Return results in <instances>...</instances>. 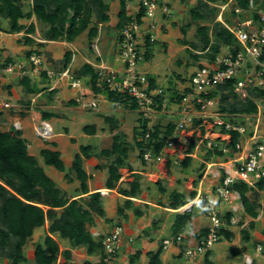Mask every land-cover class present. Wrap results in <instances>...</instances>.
<instances>
[{"label":"crops","instance_id":"obj_1","mask_svg":"<svg viewBox=\"0 0 264 264\" xmlns=\"http://www.w3.org/2000/svg\"><path fill=\"white\" fill-rule=\"evenodd\" d=\"M234 1L235 0H230L229 3L231 4ZM225 6L228 8L229 4ZM132 7L127 1L128 14L133 18L140 13V0L137 5ZM162 7L163 5L160 6V9L164 11ZM132 10L136 11L133 12ZM226 10L219 14V19H217L219 22L233 26L237 21L244 20V15L239 17L235 15L229 16L228 14H225ZM163 14L165 13L162 12V15ZM31 23H34L36 26V33L32 35L27 34V28H25L23 32L16 34L4 32V29H1L2 31H0V68L4 67L9 62L14 64H25L29 61V58L32 55L40 56L43 62L40 73L34 69L35 71L31 70L30 75L26 77L30 81V89L33 91L32 94L27 93V89L22 84L23 79L19 80L18 77L12 78L0 72V129L6 132H9L11 129H16L17 131L22 132V137L27 142L30 155L35 157L39 164V156L42 150L50 149L61 153L66 166V172H59L60 175H56L57 178L55 180L50 176L49 177L56 183L59 189L67 194V197L70 200H76L81 197L86 198L89 194L100 192L102 195V205L105 215L104 217L95 215V224L89 227V231L93 235V238L96 241H99L116 227L123 228L124 235L122 248L113 264H130L129 259L131 255L138 251H140L142 255L137 264H150L148 253H157L160 249H162L160 256L162 264H183L182 253L184 250L189 246L194 247L197 242L204 237L203 234L207 232L209 222L204 215L203 209L200 213L196 212L195 206L196 204H200L196 200V197L200 190L203 193L211 192L218 183L220 173L216 166L221 161V157L213 156L212 161L207 163L198 157V153L196 152L198 146L190 155H188L187 153L189 149L182 151L181 141L179 136L175 133L173 138L167 141L173 143L172 147H168L167 145L159 155L147 152L151 155L150 160H141L139 155L137 158H130L131 148L129 147V155L124 166L120 168L121 180L115 190H109L106 188V182L108 179V167L112 162H110V159L98 155L100 153H96L94 147L91 146V158L84 160V170L89 176L88 187L90 193L88 195H82L79 191L80 182L77 180L75 172L71 170L75 156L71 157V153H69L67 154L68 161L64 160V151L68 152V150H66L68 147L64 146L66 144L61 141V138H63V132L69 134L68 128H64L61 133L62 130L60 131V128L57 127L60 120L57 119L58 115L54 112V110L58 109V106L56 105L58 99L64 97V100L68 99V103H71L73 102L71 99L75 95L74 91L70 88L68 81L66 79H61V76L69 72L75 80L84 84L86 91L89 92V89L92 88L90 85L91 78L89 76L78 77L82 64L84 66H91L97 73L99 68H108L110 70L117 69L118 71L123 70L122 61L119 60L121 31L118 30L117 34L118 60L121 62V65L118 68H113L112 65L117 63V59L115 60L116 62L111 61V59L109 60V58L104 61L102 57L103 54L99 50V48L108 49L109 47V36H107V31L103 33L102 30L114 25L111 19L109 23L100 24L98 26L97 38L88 40L91 44L90 48L92 50L90 54L87 52L84 54L81 50L84 47V39L79 41V38L82 35L72 43L48 41L45 36L42 37L40 34L38 30V22L35 17L29 21V25ZM22 24L26 27L28 25V23L24 21ZM42 28H45L44 30L46 32L47 28L45 26H42ZM165 29L167 30L166 27ZM159 33L161 34L160 29ZM163 35L161 39H164ZM165 36L166 35H164V37ZM26 37H29L32 42H28ZM163 43L164 45H167L165 41H163ZM155 45L152 46L150 60L152 58L154 59L153 49ZM59 46L63 48L62 51L64 53V58L62 55H58ZM28 53L31 54L28 55ZM68 53L71 54V57L70 62L66 63L65 56ZM92 53L95 55L94 57L91 56ZM156 68L157 66L153 67V69ZM149 77L151 80L155 81L154 88H160L156 78L151 75H149ZM188 90L190 89L188 88L186 90L187 94L190 93ZM5 93H7V95ZM185 95H183V99ZM94 96L102 97L103 93L100 95L94 93ZM182 101H178V104H176L178 111L176 110L177 108L172 110L165 102L164 108L159 111V113L166 114L167 119H170L175 115L182 119L184 106H188L189 113L194 115L197 113L200 114L199 108L196 104H192L191 108H189V104L187 103L183 106ZM5 104H10L11 108H5ZM103 104H105V101ZM114 105L115 104H113V106ZM8 109L13 110L6 114L4 110ZM101 111L111 112L108 105H104V108L101 109ZM116 111L126 112L130 110L119 109ZM153 113L157 114L158 112L155 110ZM43 114L48 115L47 120H44ZM117 120L119 121L120 130V127L124 124V119L122 120L121 117ZM207 125L210 127L211 123L203 121V123L199 125L201 127V136L203 135L202 129L207 128ZM99 131L100 129L96 127V134L88 136H93L97 139L100 137ZM216 131L220 132L218 129H216ZM207 132L208 130H206V133ZM77 154H81V152ZM186 157L192 158L188 167L183 166V161ZM193 174H195L194 177H192ZM67 175L72 179L71 181L66 179ZM200 177L202 178L199 179ZM135 182H137L139 186V190L137 191L138 194L135 197H127L118 192V188L128 192L131 191V186ZM190 183L191 187L189 186ZM195 183H197V186H195ZM191 188H193L194 191L189 193V189ZM70 190L74 191V194L69 192ZM254 191H257L258 195L254 194L255 192H251L248 196L252 201L256 200L257 206L260 207L259 216L256 220L246 214L244 206L240 200V194L236 190L233 193L231 204L223 209L224 216L230 217L227 231L234 234V229L241 230V241L243 240L242 245L237 247L233 245V239L236 238L234 234L235 238L233 237L230 241L232 244H229V248L230 252L244 261L242 264H256V262L261 261L259 253L264 257L263 196L260 195L262 193H260L261 191H259V189H255ZM174 192L182 195L181 201H187V204L179 210H174L171 207V195ZM192 192H196L197 194L195 200L190 202V194ZM136 210L140 211L141 215H137L135 213ZM58 212L60 213L61 210H58ZM187 213L191 214L192 218L188 222L185 231L175 234L174 226L177 222L178 215ZM231 221H234V223H231ZM250 223H254L253 229L249 228ZM49 227L50 222H47L44 227L35 229L32 238L24 248L25 255L28 258L26 264L34 263L33 257L35 249L38 245L44 243L45 238L48 235L56 240L61 251H71L72 264H84L85 262L96 264L101 260L102 253L88 255L86 246L78 248L72 247L71 242L68 239H63L60 234H50ZM245 232L250 235L248 241L243 239ZM170 234L172 235L171 240L168 237ZM179 235H184L187 238V244L183 247L173 244L171 245L172 248L170 250H164V241H173ZM223 237L226 239L225 235ZM258 247H261V250H258ZM223 258L222 253H219L213 248L205 256H201L189 264H226L223 263ZM62 261L61 258L59 262ZM0 264H9V262L8 260L0 258Z\"/></svg>","mask_w":264,"mask_h":264},{"label":"trees","instance_id":"obj_2","mask_svg":"<svg viewBox=\"0 0 264 264\" xmlns=\"http://www.w3.org/2000/svg\"><path fill=\"white\" fill-rule=\"evenodd\" d=\"M182 1L186 2V0ZM235 1L237 7L244 10L249 9L250 0ZM254 1L257 5L258 1ZM217 2L218 0H205L201 3V6L199 5V8L193 9L191 11L193 21H206L210 17L217 16L216 7H212V4L215 5ZM261 5L264 6V0ZM120 7L121 12L118 15L117 29L121 31L132 19L128 14L126 0H121ZM109 11L110 6L104 0H33L32 10L28 12L24 10V0H0V18L9 21L10 33H21L27 28V34H35L36 26L34 23H31L28 27L22 24V21H31L35 17L39 24L47 28L45 32L46 40L55 42L72 43L87 31L90 40L97 38L98 26L110 22ZM143 15V11L138 15L137 19L140 22ZM212 30L216 37L215 42L211 41L209 27H201L198 31L202 38V52L205 53L206 60H214L223 48L236 46L234 36L222 23L215 20ZM0 31L2 30L0 29ZM182 32L184 35L186 34V30L183 29ZM26 38L28 42H32L29 37ZM156 42L147 39L145 45L146 61L150 60L152 46ZM209 51L211 53H208ZM30 54L28 53V55ZM70 57L71 54L69 53L65 56L66 63L70 62ZM85 76L91 78L90 84L96 95L107 92L108 100L113 104L122 105L130 111L140 109L138 104L128 97L109 92L106 87H99L98 73L89 65H85L78 75V77ZM22 79V84L27 89V93L32 94L29 79L26 77ZM154 82V80H151L150 88H154ZM250 94L264 99L263 90H252ZM214 96L221 97L220 112L228 117L232 123L236 122L235 117L256 116L259 113V106L254 99H243L234 92L232 83L220 86L210 98ZM182 99L183 96L179 95V101H182ZM70 105L77 106L75 102H71ZM163 105L164 98L158 97L154 108L161 111ZM198 108L200 110V106ZM47 116V114H43L44 120L48 119ZM142 118V140L138 139L139 136L135 137V140L140 151L139 158L144 160V155L147 152L159 155L164 150L167 141L175 135L178 125L170 123L166 132L161 131L159 126L152 131L149 127L150 121L147 118L144 119L143 115ZM104 120L110 125L112 134L119 130L117 119L104 117ZM195 120L196 126L201 125L200 120ZM136 131L137 129H135V133ZM84 132L87 135H95L96 126H87L84 128ZM147 134H149L148 139H146ZM202 134L203 136L206 134L204 128ZM238 136L237 133H233V145ZM123 137L118 133L114 135L112 148L103 150L100 153V156L106 159H114L108 167L106 188L109 190L117 188L121 180L120 168L124 166L129 155L130 148ZM196 146L197 144H192L187 154L190 155ZM91 150V146H82L81 154L75 155L71 168L80 182L79 191L82 195L90 193L88 187L89 176L84 170V160L91 158ZM213 152L221 158L224 156L223 152L218 149ZM209 154L211 153L209 152ZM40 156L45 165L55 168L60 173L66 172V166L60 152L44 149L41 151ZM191 161V157H186L183 166L188 167ZM66 179L68 181L72 180L68 175ZM195 186H197V183H195ZM234 189L240 194V200L246 214L256 220L259 216L260 207L257 206L256 200L252 201L248 196L251 192H255V189L245 184H238ZM258 189L264 191L263 182L258 184ZM138 190L137 182L133 183L129 192L118 188V192L127 197H135ZM196 194V192L190 194V202L195 200ZM171 198V207L174 210H179L187 204V201H181L182 195L180 193H172ZM58 210H61V212L59 213ZM135 213L141 215L138 210ZM95 215L99 217L105 215L100 192L89 194L86 198L81 197L70 200L67 194L59 189L56 183L46 174L38 160L30 155L27 142L22 137V132L16 129H11L9 132L0 129V258L8 260L9 264H26L28 258L25 255L24 248L32 238L35 229L44 227L47 222H50L49 233L60 234L63 239H68L71 242L72 247L86 246L88 255L103 254L101 240L96 241L89 231V227L95 224ZM191 218V214L188 213L178 215L174 226L175 234L185 231ZM227 222H230V217H227ZM249 228L253 229L254 223H250ZM207 232L203 235L205 236ZM221 234L222 236L225 235L229 242L234 237L233 233L226 230H223ZM249 237L250 235L245 232L243 239L248 241ZM161 253L162 249L157 253H148L150 264H162ZM141 255L140 251L136 252L131 257L130 264H137ZM61 258L63 261L59 262ZM33 259V264H72V253L67 250L61 251L56 240L48 235L44 243L36 247ZM84 264L91 263L85 262Z\"/></svg>","mask_w":264,"mask_h":264},{"label":"built area","instance_id":"obj_3","mask_svg":"<svg viewBox=\"0 0 264 264\" xmlns=\"http://www.w3.org/2000/svg\"><path fill=\"white\" fill-rule=\"evenodd\" d=\"M168 3L167 0H140V9L144 12L141 22L137 19L138 14L121 30L119 55L123 70L98 69L99 87H106L109 92L126 96L136 102L140 107L139 112L146 118L155 111L156 99L161 97L164 91L160 88H150V77L147 73L140 72L138 68L146 61L145 41L147 39L151 42L156 40V18L160 6L163 5V12L168 14ZM249 5V10L240 7L234 10L235 16L244 15V20L237 21L233 26L223 23L234 36L236 46L223 48L214 60H207L206 63L201 64L189 80L191 92L185 95L182 101L183 106L188 103L189 108L192 104L200 106V114L197 113V117L206 121L213 120L212 129H208L204 137L212 152L218 149L224 154L217 164L220 168L218 183L211 192L203 193L200 190L196 197L209 221V226L207 234L194 247L189 246L182 253V260L185 264L205 256L221 241L223 237L221 232L227 231L228 226L227 216H224L223 209L231 204L235 192L234 187L238 184H245L258 189V184L264 183V131L261 129L259 118L250 129L244 124L245 121H250L251 117H235L234 120L237 123H232L223 118L226 116L207 115L209 108L216 104V99L219 97L210 98V96L217 92L220 86L232 83L234 92L243 99H252L250 95L252 90L264 91V7L258 8L254 0H250ZM226 9L227 6H224L222 13ZM42 65L41 57L32 55L27 63H10L0 68V72L8 76L17 74L25 78L30 75L31 70L35 69L40 73ZM61 79L68 81L75 93L72 101L78 107L98 111V97L90 98L80 81L75 80L69 72L63 74ZM4 107L11 108V105L5 104ZM260 111L259 107V114ZM196 115L189 113L188 106H184L177 130L185 131L190 124L194 123L193 118H196ZM238 118L243 120L239 122ZM216 129L220 132L216 133ZM233 133L239 135L234 145ZM212 136L214 138H211ZM148 138L149 134L146 135V139ZM167 143L168 147L173 146L172 142ZM144 159L150 160L151 155L146 153ZM123 235V228L116 227L102 237L103 254L96 264H113L122 248ZM173 244L183 247L187 244V238L179 235L173 241H164V250ZM258 250H261V247H258Z\"/></svg>","mask_w":264,"mask_h":264},{"label":"rangeland","instance_id":"obj_4","mask_svg":"<svg viewBox=\"0 0 264 264\" xmlns=\"http://www.w3.org/2000/svg\"><path fill=\"white\" fill-rule=\"evenodd\" d=\"M128 1V4L132 6L137 5L139 0H126ZM169 1L168 5V14L162 15V10L160 9L158 11V15L156 18V37H157V44L155 45L153 49L154 53V59L152 58L150 61H145L143 64H141L138 68L140 72L148 73L152 77L156 78L158 81L157 83L160 86V89L162 88L164 103L168 104L170 108L173 110L176 107L177 102L179 101V95L183 96L187 94V89L189 88V80L193 73L197 71L201 64H204L207 62L205 59V53L202 52L203 50V44L201 42L202 38L199 34V29L201 27H209L210 33L209 36L211 38L212 42L216 41V37L213 33V26L214 21H218L219 14L222 12V7L229 4V7L226 10L225 14H228L229 16H234V10L237 7L235 4V1L233 3H229L230 0H218V2L213 5L212 7H216L217 9V16L210 17L209 20L206 21H193L191 16V11L193 9L199 8V5L201 6V3L205 0H186V2H183L182 0H167ZM258 8H263L262 1L263 0H257ZM107 4L110 6L109 16L114 23V25H111V27H106L102 30L103 33L107 31V36H109L108 41V49L99 48L100 52L103 54V60L106 61L107 58L111 61L117 63L112 65L113 68H118L121 65V59L118 60V52H117V23L118 21V15L121 12L120 2L121 0H105ZM32 4L33 0H24V10L26 12L32 10ZM133 8V7H132ZM128 10V9H127ZM135 12L134 10H132ZM171 15V16H170ZM23 22V21H22ZM28 23L27 27L29 26V21H24ZM221 23V22H220ZM164 24V25H163ZM164 27H163V26ZM162 26V27H161ZM0 29H4V32L10 33V25L9 21L5 20L3 18H0ZM167 28V30L165 29ZM146 28V27H145ZM45 29V28H44ZM42 28V25L38 23V30L40 34L45 36V30ZM159 29L161 34L159 33ZM186 30V34L184 35L182 30ZM109 30V31H108ZM14 34V33H11ZM144 34L143 32L141 33ZM166 35L164 37V35ZM163 35L164 39H161ZM46 37V36H45ZM84 39V47L81 49L82 52L85 54L86 52L88 54L91 53L90 43H89V36L88 31L83 33L82 36L79 38V41ZM163 41L167 43V45H164ZM187 46V47H186ZM196 46V48H195ZM60 47V46H59ZM95 49V48H94ZM63 48H58V55H62L64 58ZM96 50V49H95ZM208 53H211L209 51ZM91 56H95L93 53ZM120 56V55H119ZM199 57V58H197ZM202 57V58H200ZM80 66V65H79ZM157 66L156 69H153V67ZM84 67V65H81V69ZM114 71H117V69H112ZM12 78L18 77L19 80H22V77L14 74L10 75ZM171 82V83H170ZM82 84V83H81ZM83 85V88L85 89V85ZM91 85V84H90ZM188 86V87H187ZM92 87V86H91ZM173 87V88H171ZM90 93L86 91L90 98L94 96V91L92 88L89 89ZM7 95V93H5ZM251 95V94H250ZM107 92L103 93L102 97H98V105L99 109L98 111H90L88 109H83L78 106H70L68 103V99L64 100V97L61 99H58V103L56 104L58 106V109L54 110V112L58 115V120H60L57 124V127L60 128L61 133L63 132L64 128H68L69 134L66 132H63V138H61V141L64 142L67 146L68 152L64 151L65 155V161H68V155L71 153V157L75 156L77 153L81 152L82 146H92L94 147V150L96 153H101L103 150L111 149L113 144V137L112 135L118 133L120 136L123 135V139L128 144V146L131 148L130 152V158H137L140 154L139 149H137V143L135 140V137L139 140H142V115L139 113V111H124V112H118L116 110L123 109L127 110L122 105L115 104L113 106V103L108 100ZM251 97L254 99V101L258 104L260 107V114H258L257 118L250 119V121H245V126L247 128L252 129V126L257 123V119L261 121V129L264 131V99L257 98L254 95H251ZM107 99V100H106ZM72 100V99H71ZM105 101V104H103ZM185 104V103H184ZM221 97H217L216 104L211 106L209 108V112L207 115H215V116H224L220 112L221 107ZM55 105V106H56ZM104 105H108L110 107L111 112H105L101 111V109L104 108ZM112 105V106H111ZM164 108V105H163ZM13 109L4 110V112L7 114ZM156 110V109H155ZM175 110V109H174ZM178 111V108L176 109ZM158 113H151L150 117L147 119L149 122L150 130H154L156 127H160L161 131L166 132L168 125L175 124L176 126L181 121L180 117L175 115L172 116L170 119H167L166 114L159 113L158 110H156ZM19 113V112H17ZM111 117V118H117L120 119L122 117V120L124 119V124L120 127V130L111 133L110 131V125L105 122L104 117ZM225 120H227L225 117H223ZM144 119H146L144 117ZM198 119L201 120L203 118H193V120ZM243 119L238 121H242ZM197 121V120H195ZM194 123L190 124L188 128L185 131H176V135L179 136V139L181 141L182 151L187 150L190 148L192 144H197V153L198 157L202 160L206 161L207 163H210L212 161V157L217 156L212 150L208 148V141H206V137H203L200 135V126H196ZM203 121L201 120V124ZM213 120H208V122L211 123V126L208 125L205 128L206 130L212 129V122ZM57 122V121H56ZM96 126L100 129L99 136L97 139L93 136H88L84 132V128L87 126ZM209 127V128H208ZM135 129H137L135 133ZM103 130V131H102ZM216 133H218L215 130ZM210 138V137H209ZM211 138H214L212 136ZM70 151V152H69ZM209 152L211 154H209ZM100 155V154H98ZM211 155V156H210ZM96 157V156H94ZM114 159H110V162H112ZM221 160V159H220ZM40 165L45 169L48 176H50L52 179H56V175H60V173L54 169L53 167L45 165L43 159L41 156H39ZM218 162V161H217ZM68 166V165H67ZM207 168V165H206ZM217 169L220 170L219 167L216 166ZM195 174L192 175L194 177ZM191 187V183L189 184ZM206 190V189H205ZM191 191H194L193 188L189 189V193ZM261 191V190H259ZM74 194V191H69ZM65 193V192H64ZM260 194L263 196L262 200L264 203V191H261ZM66 194V193H65ZM256 195H258L257 191H255ZM196 212H199L202 210V207L200 204H196L195 206ZM243 211V209H242ZM209 222V221H208ZM235 234V239L233 245L235 247L241 246L243 243V240L241 241V230L240 229H234L233 230ZM169 239H172V235L168 236ZM229 242L225 237H223L222 241H220L218 244L214 246V249H216L219 253H222L223 255V263L226 264H242L244 263L243 260L240 258H237L232 252H230L229 244H232ZM172 247L168 248L170 250ZM260 259L261 261L256 262V264H264V257H262L261 253ZM134 255V254H133ZM131 255V257H133ZM131 257L129 260H131ZM200 258V257H199ZM184 262V261H183ZM130 263V262H129ZM191 263V262H190ZM185 264V263H183ZM189 264V263H188Z\"/></svg>","mask_w":264,"mask_h":264},{"label":"clouds","instance_id":"obj_5","mask_svg":"<svg viewBox=\"0 0 264 264\" xmlns=\"http://www.w3.org/2000/svg\"><path fill=\"white\" fill-rule=\"evenodd\" d=\"M248 10H249V9H248ZM142 11H143V10L140 9V13H141ZM140 13H139V14H140ZM221 13H222V12H221ZM234 13H235V12H234ZM164 15H166V14H164ZM137 18H138V17H137ZM131 19H132V17H131ZM221 23H222V22H221ZM222 24H223V23H222ZM223 26H224V24H223ZM224 27H225V26H224ZM156 31H157V30H156ZM155 33H156V32H155ZM155 38H156L155 41H157L156 34H155ZM148 76H149V75H148ZM158 88H159V87H158ZM161 97H163V95H162ZM138 111H139V110H138ZM139 113H140V112H139ZM140 114H142V113H140ZM258 114H259V113H258ZM258 114H257V115H258ZM142 115H143V114H142ZM257 115H256V116H257ZM256 116H246V117H251V119H253V118H255ZM143 117H144V115H143ZM145 118H146V117H145ZM226 119H228V117H226ZM228 120H229V119H228ZM212 122H213V121H212Z\"/></svg>","mask_w":264,"mask_h":264}]
</instances>
